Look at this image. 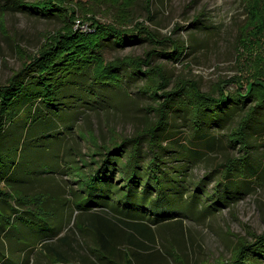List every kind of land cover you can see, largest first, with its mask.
<instances>
[{"label": "trees", "instance_id": "1", "mask_svg": "<svg viewBox=\"0 0 264 264\" xmlns=\"http://www.w3.org/2000/svg\"><path fill=\"white\" fill-rule=\"evenodd\" d=\"M245 1L251 12V22L243 31L244 42L261 41L264 37V0ZM14 2L16 7L35 17L61 19L66 31L55 34L51 44L25 61L5 83H0V154L6 148L2 145V137L11 121L21 119L24 112L35 114L36 120L32 123L35 132L36 123L41 122L45 128L48 126L47 141L54 137L58 150L65 143V153L59 151L56 161L50 163L52 173L55 172L54 165L57 168L61 164L65 171L77 177L75 181L79 183V189H69L71 194L62 187V191L69 193L66 197L61 191L48 189L40 192V197L38 194H20L19 203L25 207L28 200H41L39 212L28 208L23 210L33 219H40L39 213L46 209L66 207L71 216L75 209L78 210L74 220L71 219L73 224H69L66 230L53 231L52 235L27 245L26 250L42 248L41 251L55 257L59 253L58 259L66 262V256L53 241L68 230L58 240L67 244L71 233L79 229V233L96 244L99 259L106 263L150 264L152 253L149 251L158 243L159 235L163 241L169 242L170 225L183 230L185 218L207 220L221 205L231 203L229 195L222 194L223 185H230L226 190L229 191L232 187L240 189L247 185L242 181L257 179L264 164H260L263 162L260 156L253 154L252 131L258 123V115L264 111V71L254 74L247 90L241 83L235 90H230L229 84L238 82L235 78L219 80L211 91H204L200 83L192 79L179 80L168 90L165 86L170 81L167 70L156 65L153 59L164 54L179 62L186 55L188 44L175 40L171 41V50L152 47L138 60L128 56L108 60L101 48L112 38L117 44L126 45L141 41L143 35L157 41L158 35L143 22L136 24L134 30H122L95 18L85 19L92 26L91 31L76 29L77 10L67 6L65 0ZM146 65L148 68H144ZM123 71L131 77H147L141 89L150 92L154 100L149 104V112L154 117L150 115L130 136L117 129L108 136L105 130H101L95 135L98 142L89 139L91 128L80 127L75 135L79 150L73 146L66 150L70 135L67 131L54 135L50 114L57 109L66 130H71L75 129L73 123L79 122L77 107L85 108L84 102L90 107L89 99L94 97L99 103L103 101L101 109L108 110L116 105V96L113 104L108 100L113 94L103 96L99 101L101 95L95 88L113 85L121 98L127 97L130 92L125 86ZM155 73L159 74L156 81L152 77ZM89 79L91 85L86 84ZM79 85L89 88L92 93L81 91ZM79 91L84 95L77 105ZM101 105L92 109L100 110ZM64 110L69 114L66 118L61 116ZM87 138L89 151L83 147ZM224 142L226 146L238 147L239 155L225 154L220 168L206 167L203 177L192 179L193 169L199 163L217 162L209 152L223 146ZM251 162H258L257 166ZM218 170L221 175L216 177L213 190L208 191L206 181L214 179L212 175ZM230 176L232 179L228 181ZM236 177H242V181ZM3 181L0 178V184ZM6 182H11V188L15 186L12 180ZM2 191L0 188V199L7 203L10 191L7 196L2 195ZM8 203L7 207L0 208L8 210ZM251 235V239L239 240L230 258L214 264H264V232ZM31 261L28 254L20 264H30ZM6 262L3 256L0 264ZM83 264L96 263L88 260Z\"/></svg>", "mask_w": 264, "mask_h": 264}, {"label": "rangeland", "instance_id": "2", "mask_svg": "<svg viewBox=\"0 0 264 264\" xmlns=\"http://www.w3.org/2000/svg\"><path fill=\"white\" fill-rule=\"evenodd\" d=\"M65 1L67 6L77 10L76 29L92 28L85 19L95 18L101 23L122 30H134L136 24L143 22L149 30L155 31L158 35L157 41L149 40L143 35L140 37L141 41L126 45L117 44L112 38L103 43L101 48L108 60L119 57L121 59L125 56L138 60L152 47L171 50V41L175 40L188 44L186 55L179 62H174L164 54H158L153 59L156 65H161L167 70L170 81L165 86L168 90H171L179 80L192 79L198 81L204 91H211L219 80L232 78L238 79V82L230 83L228 86L230 90H235L240 83L247 90L246 86L255 78L254 74L259 70L264 71V37L262 36L261 41L244 42L243 31L251 22V12L245 0ZM63 25L61 19H47L28 14L16 7L14 0H0V83H5L25 61L39 54L45 45L51 44L55 34L61 30L66 31L63 30ZM124 73L125 86L130 92V95H126L128 98L122 99L118 94L119 90L112 87L113 85L96 87V91L101 95L99 101L104 98L103 96L113 94L108 100L113 104L116 98V105L108 110L101 109L103 101L99 103L94 97L89 99L90 107L86 102L83 104L85 108L77 107L76 113L80 117L79 122L73 123L75 129L66 130L67 126L60 119L57 109L50 114L49 120L55 130L54 135L65 134L66 131L68 136L70 135L66 150L69 146L79 150V140L75 135L80 127L91 128L93 131L90 132L89 139L98 142L99 139L95 135L101 130H105L108 136L115 129L130 136L135 134L136 129L142 126L150 115L154 117L153 113L149 112V104L154 100L150 92L141 89L147 77L135 78L123 71V75ZM152 77L156 81L159 74L155 73ZM87 82L86 84L91 85L90 79ZM79 89L92 93V90L82 85H79ZM83 95L79 91V95L76 96L77 105ZM99 105L100 110L92 109ZM63 106L65 105H61ZM66 111L61 112L63 118L69 116ZM35 120V114L29 115L24 112L21 119L11 121L2 137V145L6 148L0 154V178L4 180L0 188H3L1 194L5 196L10 191L6 201L7 203L9 201L11 208L8 210L0 208V259L5 256L7 260L5 264H20L29 254L32 260L30 264H83V261L88 260L96 264H110L99 259L95 250L96 244L79 233V229L71 233L67 244L58 240L60 236L67 234L68 230L53 241L64 257L66 256V262L58 259L57 252L56 258L41 251L42 248L26 250L27 245L35 243L39 238L48 237L58 229L66 230L69 224H73L72 220L78 214V210L75 209L71 216L69 209L62 206L39 213L40 219H33L23 213L27 208L39 212L41 200H28L25 207L19 203L20 194L30 196L38 194L40 197V192L48 189L54 192L61 191L62 196L66 197L70 193L69 189H79V183L75 181L77 177L65 171V166L60 164L55 168L54 165L55 172L52 173L50 163L56 161L59 151L61 154L65 153L63 148L65 143L61 144L62 147L59 146L58 150V142L54 137L47 141L48 126L45 128L43 123L37 122L35 126L37 131H34L32 123ZM180 123L183 121L180 120ZM254 129L253 154L256 157L260 156L263 160L260 164H264V111L258 115V123ZM89 139L83 142L85 151L90 150L87 147L90 146ZM209 154L217 162L199 163L193 169L192 179L198 180L203 177L206 167L218 168L225 154L239 155V150L238 147L226 146L224 142L223 146L210 150ZM251 163L257 166L258 162ZM219 174L220 170L215 171L212 175L214 179H207L205 186L208 191L213 190ZM231 177L228 181L232 179ZM237 178L242 181V177ZM255 178L253 181H242L247 185L240 189L232 187L226 191L230 185H223L222 194L229 195L231 203L221 205L218 211L207 217V220L185 218L183 230L176 225H170L172 227L168 232L169 242L163 241L159 235L158 243L149 251L152 253L150 264H214L230 258L239 240L251 239L254 232L263 233L264 168L256 180ZM7 180L14 181L15 186L11 188L12 184L6 182ZM62 187L69 193L62 191ZM7 203L3 198L0 199V206L7 207Z\"/></svg>", "mask_w": 264, "mask_h": 264}, {"label": "built area", "instance_id": "3", "mask_svg": "<svg viewBox=\"0 0 264 264\" xmlns=\"http://www.w3.org/2000/svg\"><path fill=\"white\" fill-rule=\"evenodd\" d=\"M84 31H91L92 29L91 28H86V29H84V28H82Z\"/></svg>", "mask_w": 264, "mask_h": 264}]
</instances>
